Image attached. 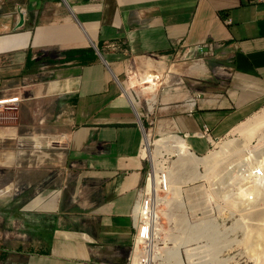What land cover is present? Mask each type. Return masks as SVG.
I'll return each instance as SVG.
<instances>
[{
  "label": "crops",
  "instance_id": "obj_1",
  "mask_svg": "<svg viewBox=\"0 0 264 264\" xmlns=\"http://www.w3.org/2000/svg\"><path fill=\"white\" fill-rule=\"evenodd\" d=\"M90 48L95 61L56 63ZM7 98L18 102L0 126L3 194L11 174H38L51 143L74 176L36 187L25 211L35 213L38 239L18 255L25 264H124L130 213L146 183L144 122L149 133L185 136L204 152L205 129L224 138L264 108V2L4 0ZM3 215L5 259L12 251Z\"/></svg>",
  "mask_w": 264,
  "mask_h": 264
},
{
  "label": "rangeland",
  "instance_id": "obj_2",
  "mask_svg": "<svg viewBox=\"0 0 264 264\" xmlns=\"http://www.w3.org/2000/svg\"><path fill=\"white\" fill-rule=\"evenodd\" d=\"M262 113H264V108L242 122L231 134L224 138L217 140L207 136L200 138L206 140L209 147H205V151L201 152L194 148V146H191V151L196 153L199 158H205L211 153L221 151V148L229 142L234 143V149L232 148L229 153H224L215 163L216 165H212L214 167L211 169L205 165H200L198 172L200 175H206L204 178L202 177L194 180L193 178L189 180L186 179V182L177 184L181 187V197L186 215L187 217H192V222L200 223L207 222L211 219L216 220L212 222V227L215 225L214 230L216 229L218 246L228 244V248H222V251L216 254L217 259L222 261V264H255L250 261L247 255L248 249H246V244L243 242L240 243L245 237L242 226L244 227L248 221L247 217V219L242 218L244 215L241 214V210L247 211L249 206L244 204L240 206L238 203L240 199L250 196L249 194L252 191L253 185L258 188L259 192H264V168L255 169L261 165L258 164V162L264 165V127L252 137V140L249 139V141L245 140L238 129L243 123H247ZM144 129L146 130L145 132L148 140L152 144L151 149L156 153H154V161L152 157H147V159L144 158L146 162V179L149 173L153 171V165L157 170L161 165L166 170L169 168L167 171L179 165L182 159L177 155L175 149L169 144H160V142L164 141L161 138L169 134L157 135L153 131L149 133L148 130L150 126L146 122H144ZM40 133L41 132H38V134ZM148 134L150 135L148 136ZM181 137L187 139L185 136ZM242 144H246V146L240 148ZM156 150L159 151L157 152ZM234 151H237L236 154ZM62 153L61 150L56 151V146H53L52 143L48 148H44L42 153L39 154L41 157H38L37 160L38 174H11L9 176L11 179L10 181H12L11 190L6 192L5 195L3 194L1 185L3 179L6 180L8 176L6 177L0 173V217L5 214L4 227L9 233L8 237L10 238L12 251L10 257L7 256L3 259L0 256V264H25V260L19 256L18 253L22 252L21 249L26 247L27 244L32 243L33 240L37 241L38 239V221L34 220L35 213L33 211H25V204L29 201L28 199H31V196L34 195L37 189L36 187H44L45 189L46 187L50 189L52 185V187H60V185L65 183L66 178L67 181L73 179V175L67 176L64 173L66 172L64 167H67V164L65 163ZM31 165L35 166L36 162L32 160ZM251 169H253V171ZM259 174H263V176ZM146 187L145 183L140 190V194L145 192ZM242 193L244 194L243 197ZM159 196H166L170 201L174 199L170 193L166 194L160 192ZM253 197L255 196H250V198ZM170 204L173 206H167V203L160 204L159 217H161V222L165 224V229L172 230L174 224L169 220L168 216L172 215L170 212L175 210L174 208H176V205L174 201L170 202ZM28 208H30V205ZM171 208L173 209L172 211H170ZM30 209H34L32 205ZM243 221L246 223L244 224ZM237 223L241 224L236 225ZM236 226L237 229L235 228ZM3 229V224L0 219L1 233ZM232 229L235 231L233 232ZM2 239L3 237L0 234V245ZM28 248H32V245ZM223 260L227 261L223 262ZM124 264H127V260Z\"/></svg>",
  "mask_w": 264,
  "mask_h": 264
},
{
  "label": "bare ground",
  "instance_id": "obj_3",
  "mask_svg": "<svg viewBox=\"0 0 264 264\" xmlns=\"http://www.w3.org/2000/svg\"><path fill=\"white\" fill-rule=\"evenodd\" d=\"M263 127H264V113L256 116L254 119L248 121L247 123H243V125L238 129V131L241 135L244 136L245 140L249 141V139L252 140V137ZM199 138L202 137L199 136ZM161 139L164 141L160 142V144L164 143L171 145V147L175 149L177 155L182 160L179 163V165H177L174 169L169 171H167L169 168L166 170L164 169V167H162V165L157 170L153 165V172H151V175L147 177V181H146L147 195L151 196V199L154 201V203L149 207L150 208L149 214L154 219V221H156V219L159 218V213H160V210L158 209L159 202L164 201L165 204L166 203L168 204L174 201L176 208H174L175 210L173 212H170L172 213V215H169L168 217L169 220L172 222L175 219L177 225L174 224L173 228L174 229L176 228L178 235L176 236V238L173 239L171 238L170 240L171 241L176 240L179 243V245L183 243L192 245L194 243L195 245L199 246L196 248H191L188 245L186 246L185 251H187L190 254L189 255L190 264H202L201 261L198 260L197 262L196 260L199 257L204 258L202 254H205V257H208V260L211 261V263L209 262V264H222V261L217 259L216 254L222 251V248H228V244L218 246L216 229L214 230L215 225L214 227H212L213 226L212 222H215L216 220L211 219L207 222L199 221L200 223L192 222V217H187L186 215L184 203L181 197V187L178 186L177 184H182L183 182H186L185 181L186 179L189 180L193 178L194 180L197 178H202V177L204 178L206 175L205 176L200 175V173L198 172L199 166L205 165L209 169L213 168L214 166L212 165H216L215 163L220 159L222 155H224V153H229V151L234 147V143L229 142L226 145L224 144L225 146L221 148V151L211 153L208 157L205 158H199L196 155V153L191 151V145L189 141H187L185 138L180 137L178 135H172V136L169 135ZM151 146L152 144L148 140V137L145 136L144 146L142 149L143 156H146L144 157L145 159H147V157H152L153 160L156 154L154 150L151 149ZM245 146L246 144L244 145L242 144L240 148H243ZM258 164L261 165L259 167H256L255 168L256 170L257 168L259 169L261 167H262L261 169L264 168V165L262 163L258 162ZM251 170L253 171V169ZM259 175L263 176V174H259ZM164 181L165 184L167 185L166 188L168 189L167 191L164 189L163 186ZM161 191H165L166 194L168 193L172 194L174 199L171 201L168 200L166 197L167 195L165 197H160L159 193ZM243 195L244 194L242 193V197ZM249 195L250 196L254 195L255 197L250 198L249 196L247 198H242L238 203L240 206L242 204L249 206V209L247 208L248 209L247 211L241 210L242 212L241 214L244 215V217L242 218L247 217L248 219L247 218L246 219L248 221L247 223L245 222L246 224L243 221V223L245 224L244 227L241 225L242 228L244 229L245 237L242 241H240V243L243 242L244 244H246L247 247L246 249H248L247 255L249 256L250 261H252L255 264H264V192H259L258 188L254 187L253 185L252 191L250 192ZM171 206L173 205L171 204ZM172 208L170 209V211L173 210ZM146 217H148V215H146ZM240 224L241 223L239 224L237 223L236 225H240ZM235 228L237 229V226ZM200 248H204L203 251H206V253L202 251L201 252L202 254H198L200 253V251H198ZM180 251H181V247H176L175 254L177 259L175 264H181ZM224 261L227 260H223V262Z\"/></svg>",
  "mask_w": 264,
  "mask_h": 264
},
{
  "label": "built area",
  "instance_id": "obj_4",
  "mask_svg": "<svg viewBox=\"0 0 264 264\" xmlns=\"http://www.w3.org/2000/svg\"><path fill=\"white\" fill-rule=\"evenodd\" d=\"M4 0H0L2 2ZM78 1H86V0H78ZM259 2H264V0H257ZM18 102V98H7L0 99V126L2 121L6 120L7 117L4 115L5 111L8 109L7 105L9 103ZM200 137L204 138L205 136L212 139L210 135V131L205 129L204 132L199 134ZM214 139V138H213ZM217 140V139H215ZM153 172V171H151ZM151 172L149 175H151ZM148 175V177H149ZM147 180V179H146ZM164 189L167 191V185L165 181L163 183ZM147 189V188H146ZM166 193L165 191H161ZM154 203L151 199V196L147 195V190L139 195L137 202L135 203L132 212L131 219L133 224V236H132V244L130 247V252L127 258V264H175L176 263V247H181V264H190L189 262V253L185 251L186 246L188 245L191 248L199 247L194 243L192 245L189 244H180L170 239L176 238L178 235L176 228L174 229H165V224L161 222V217L154 219L150 216V206ZM160 204H165L164 201H160L158 205V209ZM137 206V207H136ZM167 206H171L170 203ZM156 210V209H155ZM148 215V217H146ZM173 224H176L173 221ZM146 224V225H145ZM172 225V224H170ZM177 225V224H176ZM174 227V225H173ZM203 246V245H202ZM204 248H200L198 251H203ZM206 249V247H205ZM206 253V251H203ZM202 257H199L197 260L201 261L202 264L211 263L208 260V257H205V254H202ZM196 262V263H197Z\"/></svg>",
  "mask_w": 264,
  "mask_h": 264
},
{
  "label": "trees",
  "instance_id": "obj_5",
  "mask_svg": "<svg viewBox=\"0 0 264 264\" xmlns=\"http://www.w3.org/2000/svg\"><path fill=\"white\" fill-rule=\"evenodd\" d=\"M62 60L57 61L56 63H68L73 61H79L81 63H88L95 61L97 59L96 51L92 48L88 50H75L72 52H67Z\"/></svg>",
  "mask_w": 264,
  "mask_h": 264
},
{
  "label": "water",
  "instance_id": "obj_6",
  "mask_svg": "<svg viewBox=\"0 0 264 264\" xmlns=\"http://www.w3.org/2000/svg\"><path fill=\"white\" fill-rule=\"evenodd\" d=\"M23 18L21 17L20 23H19V27H21L23 25ZM97 49V48H96ZM97 53L101 56V53L99 52V50L97 49Z\"/></svg>",
  "mask_w": 264,
  "mask_h": 264
},
{
  "label": "clouds",
  "instance_id": "obj_7",
  "mask_svg": "<svg viewBox=\"0 0 264 264\" xmlns=\"http://www.w3.org/2000/svg\"><path fill=\"white\" fill-rule=\"evenodd\" d=\"M143 130H144V132L146 131L145 129H144V124H143ZM149 131V130H148Z\"/></svg>",
  "mask_w": 264,
  "mask_h": 264
}]
</instances>
